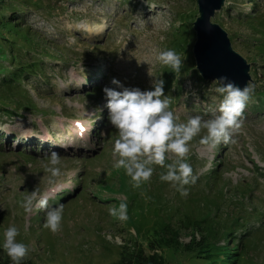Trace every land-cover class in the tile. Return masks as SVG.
<instances>
[{
    "label": "rangeland",
    "instance_id": "374dc122",
    "mask_svg": "<svg viewBox=\"0 0 264 264\" xmlns=\"http://www.w3.org/2000/svg\"><path fill=\"white\" fill-rule=\"evenodd\" d=\"M0 11L44 51L25 59L42 58L37 74L15 86L26 98L0 91V100L22 108L0 112V254L14 225L17 241L31 249L24 261L33 264H115L121 246L147 248L150 241L164 264H264V0H226L212 19L250 65L255 90L237 143L201 145L206 130L190 142L187 159L198 180L185 186L186 197L159 179L166 171L160 166L139 188L113 167L118 133L103 88L122 91L115 79L151 90L160 78L181 121L209 118L222 96L215 81L200 76L192 54L197 0H0ZM169 49L183 60L178 75L157 59ZM52 150L62 175L50 184L44 153ZM36 187L50 207L64 205L55 234L43 227V211L20 207ZM122 199L124 221L109 214ZM191 242L200 245L185 247Z\"/></svg>",
    "mask_w": 264,
    "mask_h": 264
},
{
    "label": "clouds",
    "instance_id": "9594fccd",
    "mask_svg": "<svg viewBox=\"0 0 264 264\" xmlns=\"http://www.w3.org/2000/svg\"><path fill=\"white\" fill-rule=\"evenodd\" d=\"M157 59L169 66L175 74H179L183 60L175 50L161 51ZM151 76V74L149 73ZM123 90L117 91L105 86L107 97L108 120L117 130L118 138L113 145L115 162L113 167L124 169L131 178L133 188L141 187L143 182L150 181L154 174L153 165L166 169L159 174L162 182H168L186 197L187 185H194L198 175L194 174L188 162L190 142L201 132L199 143L209 148H215L221 143L235 144L236 135L244 124V111L255 86L246 83L243 87L227 76L215 79L218 85L214 91L222 96L216 111L209 118L203 115L188 116L186 122L174 110L170 109L171 98L165 95V81L160 78L152 80L151 90L124 87L120 81L113 80ZM44 157L49 161L45 171L50 173L49 183L62 175L60 167L61 157L57 151L45 152ZM118 157V158H117ZM171 159V163H165ZM49 195H40L39 188L24 195L20 207L31 213L33 207L45 213L43 227L53 234L61 230L64 205L49 206ZM109 214L121 221L128 219V204L122 199L117 206L109 207ZM19 229L9 226L4 232L3 249L12 261V264H21L29 251L28 245L18 242Z\"/></svg>",
    "mask_w": 264,
    "mask_h": 264
},
{
    "label": "trees",
    "instance_id": "16d2710c",
    "mask_svg": "<svg viewBox=\"0 0 264 264\" xmlns=\"http://www.w3.org/2000/svg\"><path fill=\"white\" fill-rule=\"evenodd\" d=\"M36 4V2L34 3ZM7 14L0 11V91L5 89L8 96H16L26 98V91L20 88H15L21 85L22 81H25L27 78L33 77L37 74L39 67L42 65V58H37L38 54H43L44 51H38V46L35 45L33 40L28 36V33L21 34V31H15L17 23L15 18L11 20L6 16ZM9 43V45H7ZM36 54V58L25 60L28 58V54ZM15 88V89H13ZM18 91V92H16ZM1 94V93H0ZM2 102V103H1ZM0 100V104L5 109L0 108L1 111L6 110L9 107L14 106L12 102ZM21 106V105H19ZM22 108L15 105V111H18ZM191 225V223H185ZM200 223L196 222L195 225ZM182 229V228H181ZM180 229V230H181ZM207 234H211L212 239L215 238V233L212 231H205ZM174 239L169 237L167 239L168 243H173ZM202 250L206 248V253L209 252L210 246H208V240L203 238ZM206 244V245H205ZM199 246L196 242H191L185 247ZM0 264H12L11 259L7 253L0 254ZM21 264H33L29 261H21ZM115 264H164L162 257L159 254V247H155V242L150 241L147 245V248H143L141 245L136 244H125L120 247L119 258Z\"/></svg>",
    "mask_w": 264,
    "mask_h": 264
},
{
    "label": "water",
    "instance_id": "95a60500",
    "mask_svg": "<svg viewBox=\"0 0 264 264\" xmlns=\"http://www.w3.org/2000/svg\"><path fill=\"white\" fill-rule=\"evenodd\" d=\"M226 0H197L199 16L193 23L196 40L192 54L196 69L207 81L227 76L243 87L252 81L250 65L232 48L228 33L213 23L215 14L222 10Z\"/></svg>",
    "mask_w": 264,
    "mask_h": 264
},
{
    "label": "bare ground",
    "instance_id": "6f19581e",
    "mask_svg": "<svg viewBox=\"0 0 264 264\" xmlns=\"http://www.w3.org/2000/svg\"><path fill=\"white\" fill-rule=\"evenodd\" d=\"M116 132H117V131H116ZM117 133H118V132H117ZM112 136H113V135H112ZM110 164H111V163H110ZM108 170H109V169H108ZM108 170H107V171H108ZM110 171H111V170H110ZM104 172H105V171H104ZM104 172H103V173H104ZM97 174H98V173H97ZM105 175H106V173H105ZM105 175H104V176H105ZM101 177H102V174H101ZM205 177H206V176H205ZM208 181H210V180H208Z\"/></svg>",
    "mask_w": 264,
    "mask_h": 264
}]
</instances>
